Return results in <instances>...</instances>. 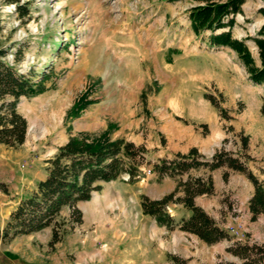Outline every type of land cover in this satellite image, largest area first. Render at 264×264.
Segmentation results:
<instances>
[{
  "label": "rangeland",
  "instance_id": "374dc122",
  "mask_svg": "<svg viewBox=\"0 0 264 264\" xmlns=\"http://www.w3.org/2000/svg\"><path fill=\"white\" fill-rule=\"evenodd\" d=\"M191 0H0V46L7 59L22 49L18 67L46 79L21 97L27 119L20 146L0 144V229L19 201L46 176V159L70 138L122 140L143 146L139 177L102 182L86 201L64 207L52 226L0 241V264H243L230 248L264 243L263 217L251 218L254 185L227 165L191 168L158 177L150 163L193 149L200 161L216 151L238 158L264 188V84H255L224 46H210L188 18ZM263 0H246L234 37L253 36L264 24ZM254 60L257 48L247 38ZM38 77V78H39ZM188 177L210 178L212 190L194 196L229 233L206 243L178 227L190 211L177 199ZM174 192L165 206L169 227L142 202ZM255 258L259 255L254 254ZM250 264H264L255 260Z\"/></svg>",
  "mask_w": 264,
  "mask_h": 264
},
{
  "label": "trees",
  "instance_id": "16d2710c",
  "mask_svg": "<svg viewBox=\"0 0 264 264\" xmlns=\"http://www.w3.org/2000/svg\"><path fill=\"white\" fill-rule=\"evenodd\" d=\"M246 0H191L187 9L190 26L196 35L210 31L207 42L210 46H224L232 49L243 64L248 78L255 84H264V24L253 36L237 38L232 29L236 24L235 16L242 11ZM264 1V0H263ZM264 16V6L258 9ZM253 40L259 58L254 60L246 44V39ZM8 48L0 46V144L18 147L24 143L27 131V119L17 110L21 97H29L40 90L46 79L45 75L30 68L21 72L18 67L23 51L18 48L13 54V61L6 57ZM39 77V78H38ZM264 116V97L260 106ZM143 146L122 140H92L86 137L70 138L59 146L57 151L46 159V176L39 180L36 189L22 198L10 213L5 226L0 229V241L10 240L22 234H31L52 226L51 244L60 237L55 227L56 218L64 207L72 208L73 221H81V213L76 207L80 201H86L95 190L101 188L102 182H109L122 174H127L130 181L139 177L142 163ZM193 149L188 154H177L173 158H162L150 163L151 170L158 175L176 176L191 168L206 166L211 170L221 165L244 173L254 185L252 196L248 201L251 218L262 215L264 222V188L258 178L238 158L227 156L225 152L216 151L210 160L200 161ZM183 187V196L177 200L190 211L189 216L182 218L178 227L183 231L194 233L206 243H214L229 238V233L221 227L201 207L194 203V196L212 190L210 178L188 177L179 183ZM174 192L164 197L142 202L143 210L154 216L158 222L172 227L173 218L166 212L165 206L173 200ZM264 228V224H263ZM235 255L242 257L243 264L254 263L257 259L264 262V243L240 244L230 248ZM254 254L259 255L258 258Z\"/></svg>",
  "mask_w": 264,
  "mask_h": 264
}]
</instances>
